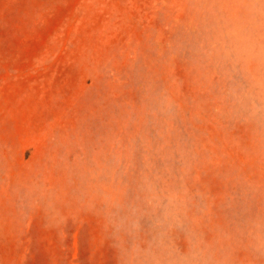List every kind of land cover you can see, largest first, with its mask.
<instances>
[{"label":"rangeland","instance_id":"obj_1","mask_svg":"<svg viewBox=\"0 0 264 264\" xmlns=\"http://www.w3.org/2000/svg\"><path fill=\"white\" fill-rule=\"evenodd\" d=\"M0 264H264V0H0Z\"/></svg>","mask_w":264,"mask_h":264}]
</instances>
